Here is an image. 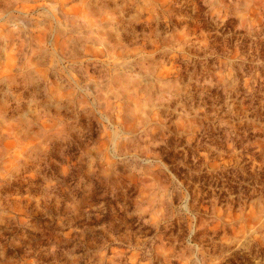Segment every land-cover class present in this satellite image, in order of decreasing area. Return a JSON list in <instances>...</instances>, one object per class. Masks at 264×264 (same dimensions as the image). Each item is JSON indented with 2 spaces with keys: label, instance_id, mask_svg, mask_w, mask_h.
Instances as JSON below:
<instances>
[{
  "label": "rangeland",
  "instance_id": "obj_1",
  "mask_svg": "<svg viewBox=\"0 0 264 264\" xmlns=\"http://www.w3.org/2000/svg\"><path fill=\"white\" fill-rule=\"evenodd\" d=\"M0 264H264V0H0Z\"/></svg>",
  "mask_w": 264,
  "mask_h": 264
}]
</instances>
